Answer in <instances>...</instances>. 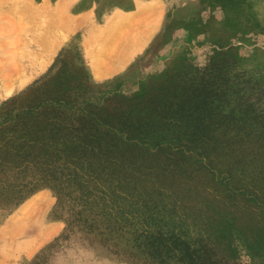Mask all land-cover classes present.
<instances>
[{
  "label": "rangeland",
  "instance_id": "rangeland-1",
  "mask_svg": "<svg viewBox=\"0 0 264 264\" xmlns=\"http://www.w3.org/2000/svg\"><path fill=\"white\" fill-rule=\"evenodd\" d=\"M83 2L0 0V264H264V0Z\"/></svg>",
  "mask_w": 264,
  "mask_h": 264
},
{
  "label": "crops",
  "instance_id": "crops-1",
  "mask_svg": "<svg viewBox=\"0 0 264 264\" xmlns=\"http://www.w3.org/2000/svg\"><path fill=\"white\" fill-rule=\"evenodd\" d=\"M154 1L155 0H84L83 5L88 3L85 6L87 10H91V11H94L96 9L102 10V12L107 13L108 15L111 16L116 12V14L112 16L114 17L120 15L130 16L133 15L135 12L145 11L144 9H146V7H148L149 10L150 5ZM187 1H193V0H187Z\"/></svg>",
  "mask_w": 264,
  "mask_h": 264
},
{
  "label": "bare ground",
  "instance_id": "bare-ground-1",
  "mask_svg": "<svg viewBox=\"0 0 264 264\" xmlns=\"http://www.w3.org/2000/svg\"><path fill=\"white\" fill-rule=\"evenodd\" d=\"M103 53V52H102ZM125 58H126V56H125ZM97 59V58H96ZM125 61V60H124ZM119 63H121V62H119ZM118 68V67H117ZM108 70V69H107ZM107 70H106V72H107ZM114 70V69H113ZM104 72V71H103Z\"/></svg>",
  "mask_w": 264,
  "mask_h": 264
}]
</instances>
